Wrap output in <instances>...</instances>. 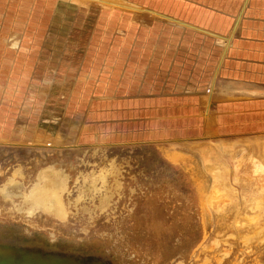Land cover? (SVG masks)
<instances>
[{
	"label": "crops",
	"instance_id": "0c3cea01",
	"mask_svg": "<svg viewBox=\"0 0 264 264\" xmlns=\"http://www.w3.org/2000/svg\"><path fill=\"white\" fill-rule=\"evenodd\" d=\"M0 144L255 156L264 0H0Z\"/></svg>",
	"mask_w": 264,
	"mask_h": 264
},
{
	"label": "rangeland",
	"instance_id": "374dc122",
	"mask_svg": "<svg viewBox=\"0 0 264 264\" xmlns=\"http://www.w3.org/2000/svg\"><path fill=\"white\" fill-rule=\"evenodd\" d=\"M36 151L0 144V165L8 174L22 165L29 179L37 163L57 157ZM107 151L119 169L109 179L122 189L114 191L104 208L97 199V207L82 201L88 207L70 208L64 219L44 208L26 213L0 198V244L62 254L81 263L94 259L86 261L90 264H264V168L250 170L242 161L250 147L234 150L238 159L229 160L216 176L209 162L213 159H190V153L189 159L173 164L153 146ZM92 153L89 149L86 157L96 167L107 163L100 153ZM75 165L72 173L93 164ZM161 217L169 222H159ZM249 217L253 219L246 221ZM237 219L241 224L234 223ZM159 245L167 250L160 251Z\"/></svg>",
	"mask_w": 264,
	"mask_h": 264
},
{
	"label": "bare ground",
	"instance_id": "6f19581e",
	"mask_svg": "<svg viewBox=\"0 0 264 264\" xmlns=\"http://www.w3.org/2000/svg\"><path fill=\"white\" fill-rule=\"evenodd\" d=\"M84 153H87L86 149L78 148L74 152H63L62 156H57L56 159L51 158L48 162L37 163L36 172L34 171L29 179L26 178L27 174L23 171L22 165L13 167L9 174L7 168L0 165L2 178L0 198L18 209L25 210L26 213L44 208L50 214L64 219L70 215V208L85 209L88 207L85 203L88 202L91 206L97 207L94 199H97L101 203L99 206L104 208L110 202L114 191L122 189L120 183L109 179V175L117 176L119 169H115L112 160L96 167V161H89ZM222 160L217 158L209 161L213 175H219L224 171L227 162ZM263 160L264 148L258 150L255 156L251 155L242 159L245 164H248L247 168L250 170L254 167L262 170ZM75 163L93 165L88 170L78 169L77 173H72L70 169H76ZM73 174L75 178L71 180ZM249 218L245 220L253 219V217ZM239 222V219L234 221L238 225L241 224Z\"/></svg>",
	"mask_w": 264,
	"mask_h": 264
},
{
	"label": "water",
	"instance_id": "95a60500",
	"mask_svg": "<svg viewBox=\"0 0 264 264\" xmlns=\"http://www.w3.org/2000/svg\"><path fill=\"white\" fill-rule=\"evenodd\" d=\"M2 254V255H1ZM0 264H90L62 254L46 253L45 255L13 246L0 244Z\"/></svg>",
	"mask_w": 264,
	"mask_h": 264
},
{
	"label": "flooded vegetation",
	"instance_id": "af4514ba",
	"mask_svg": "<svg viewBox=\"0 0 264 264\" xmlns=\"http://www.w3.org/2000/svg\"><path fill=\"white\" fill-rule=\"evenodd\" d=\"M159 222H169V221H167L164 217H161V218H159ZM170 223H172V222H170ZM159 248L161 249L160 251H162L163 249L164 250H167V246H161V245H159ZM42 250L43 252H48V251H50V252H54L53 250L51 251V250H44V249H42V248H37V250ZM162 257V255H159V258H161ZM82 260V262H86V261H92V260H94V259H81ZM164 264H169V261H167L166 263H164Z\"/></svg>",
	"mask_w": 264,
	"mask_h": 264
}]
</instances>
